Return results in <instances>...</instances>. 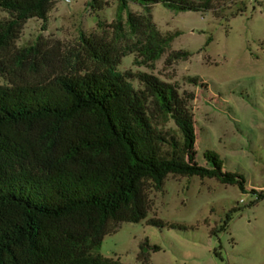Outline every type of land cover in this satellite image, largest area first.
<instances>
[{
	"label": "trees",
	"instance_id": "obj_1",
	"mask_svg": "<svg viewBox=\"0 0 264 264\" xmlns=\"http://www.w3.org/2000/svg\"><path fill=\"white\" fill-rule=\"evenodd\" d=\"M213 1L120 0V8L127 11L136 3L150 13L151 6L162 4L177 12H207ZM55 2L0 0L9 14L0 20L1 73L8 63L23 65L40 54V44L17 48L16 43L29 20L47 27ZM90 2L93 9L103 8L100 0ZM127 24L132 35L141 34L138 52L151 64L179 36L162 35L151 17L131 12ZM86 42L103 69L0 86V264H123L96 251L112 225L148 218L146 185L161 191L169 175L216 179L249 192L246 179L226 172L217 154H206V166L198 162L190 98L152 74L120 72L109 45ZM189 56L177 53L167 62ZM152 110L174 122L181 142L158 129ZM252 193L256 200L250 207L264 200V191ZM237 211L227 215L222 230ZM148 225L176 227L160 219ZM146 248L161 250L148 241L142 252Z\"/></svg>",
	"mask_w": 264,
	"mask_h": 264
},
{
	"label": "rangeland",
	"instance_id": "obj_2",
	"mask_svg": "<svg viewBox=\"0 0 264 264\" xmlns=\"http://www.w3.org/2000/svg\"><path fill=\"white\" fill-rule=\"evenodd\" d=\"M100 1L103 8L96 10L90 0H56L46 28L39 19L29 20L16 45L40 44V54L23 65L8 63L6 72L0 70V86L101 70L86 39L107 44L120 72L152 74L190 98L198 162L206 166V154H217L226 172L246 179L249 192L216 179L178 175H169L161 191L147 183L148 218L112 225L96 254L123 264H264V200L250 207L256 200L252 190L264 191V0H215L207 12L158 4L150 13L136 3L121 12L120 0ZM128 12L151 17L162 35H179L154 64L138 52L143 39L131 34ZM8 18L0 9V20ZM182 52L190 56L167 62ZM133 84L143 89L138 81ZM152 111L158 129L181 142L174 122ZM233 210L238 211L222 230ZM152 219L176 227L148 225ZM146 241L161 250L142 252Z\"/></svg>",
	"mask_w": 264,
	"mask_h": 264
},
{
	"label": "built area",
	"instance_id": "obj_3",
	"mask_svg": "<svg viewBox=\"0 0 264 264\" xmlns=\"http://www.w3.org/2000/svg\"><path fill=\"white\" fill-rule=\"evenodd\" d=\"M74 0H67L68 4H71Z\"/></svg>",
	"mask_w": 264,
	"mask_h": 264
}]
</instances>
